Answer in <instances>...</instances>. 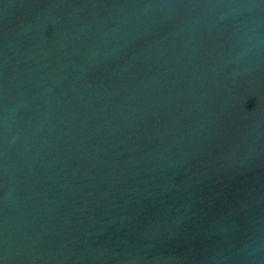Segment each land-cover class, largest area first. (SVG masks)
<instances>
[{
  "label": "water",
  "instance_id": "95a60500",
  "mask_svg": "<svg viewBox=\"0 0 264 264\" xmlns=\"http://www.w3.org/2000/svg\"><path fill=\"white\" fill-rule=\"evenodd\" d=\"M0 264H264V0H0Z\"/></svg>",
  "mask_w": 264,
  "mask_h": 264
}]
</instances>
